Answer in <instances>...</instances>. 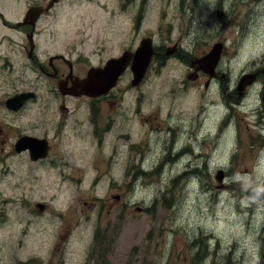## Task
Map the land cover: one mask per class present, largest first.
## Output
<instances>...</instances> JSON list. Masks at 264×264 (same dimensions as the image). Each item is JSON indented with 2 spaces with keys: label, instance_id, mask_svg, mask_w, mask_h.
<instances>
[{
  "label": "rangeland",
  "instance_id": "374dc122",
  "mask_svg": "<svg viewBox=\"0 0 264 264\" xmlns=\"http://www.w3.org/2000/svg\"><path fill=\"white\" fill-rule=\"evenodd\" d=\"M48 19L44 58L71 50L81 73L144 39L159 53L140 86L132 74L120 82L102 144L77 138L73 121L57 140L58 119L32 130L37 123L0 106V264H264V138L250 115L260 93L237 111L239 140L232 127L217 137L221 86L208 88L190 67L222 43L231 86L264 69V0H63ZM176 44L180 54L168 53ZM15 49L9 55L20 56ZM45 83L42 99L56 108ZM200 116L194 130L204 134L187 142L196 156L154 170L170 145L168 122ZM20 134H48L50 158L34 163L15 152Z\"/></svg>",
  "mask_w": 264,
  "mask_h": 264
},
{
  "label": "flooded vegetation",
  "instance_id": "af4514ba",
  "mask_svg": "<svg viewBox=\"0 0 264 264\" xmlns=\"http://www.w3.org/2000/svg\"><path fill=\"white\" fill-rule=\"evenodd\" d=\"M62 1L63 0H0V36L7 31L12 34L0 37V91L4 94H9L4 100L0 99L1 111L5 112L6 115H9L11 118H14V116L22 117L29 124L35 125V123H37L32 130H36L39 125H44L46 118L52 119V121L58 119V122L55 121L57 127L55 130V137L57 140L59 138L62 139V137L67 134L66 130L69 128V122L73 121L76 125H74L72 130L76 137L79 133L80 135L83 133L91 134L102 144L106 135L110 132L106 126V123L108 124L107 116L111 111L117 109V105L109 102V100L114 97L116 91L120 88V82L129 74L133 76V61L128 63L126 70L118 80L117 86L107 95L93 98L82 94V89L78 87V83L87 78L89 71L93 67L101 68L104 67L105 63H101L98 66L90 64L89 69L85 73H81L78 70V63L81 60L74 58L71 50H64V52L57 51L56 54L49 56L47 59L44 58L47 48H43L44 40L42 36L44 30L51 26V24H47L46 21L55 13ZM15 37L19 38L18 43L14 41ZM12 46L17 47V50H15L19 52L20 56L17 55L12 57L9 55L8 50ZM180 49L179 44H176L173 49L168 50V53L172 52V54L179 55ZM137 50L138 49H129L124 51L123 54L125 52L136 53ZM158 53L159 52H157L154 47V55L142 82L146 80L151 65L154 63L155 59L158 58ZM225 58L226 48L222 44L221 57L213 71V75L202 70L201 64L197 62L198 59L201 58H197L193 61L191 60L190 62V67L193 69V78L196 80L206 78V86L208 88L213 84L218 87L221 86L219 94H221L222 101L218 107V123L214 126V132L211 134L221 137L220 135L222 132L232 127L235 139L239 140L241 126L240 123L237 122V115H239L237 111H240L241 108L248 109L249 106L246 103L249 99L248 96L254 92L255 94L260 93L261 100L256 101L250 115L256 118L254 122L258 130V138H264V69H253L245 73L244 75H255V80L253 84L246 85L242 93H240L238 91L239 83L236 87L231 86L229 83L230 70L229 66L226 68L224 67L226 66L224 65L226 63ZM107 61L108 60L105 62ZM29 77H31L30 80ZM45 79H47V83L50 85V93L54 94V98L60 101L56 108L51 109L50 103H45L42 99V92L44 90L46 91ZM23 96L25 98H23ZM17 97H19L15 102V106L17 107L10 108L7 105L8 101ZM46 105L48 106L46 107ZM109 107H111V109H109ZM136 110L139 111L140 109ZM199 118L201 120H198V117H193L188 122H181L173 125L168 122V128L165 133L168 134V137L172 135V138L168 140L170 145L167 146V154L162 159V162L160 164L158 163L154 170L163 171L168 165H178L181 158H185L191 154L196 156L192 146L188 145L187 142L190 141V138H199L203 136V130V134L194 130L195 123L193 120L197 122L196 129L198 123H201V129L204 122L203 116ZM144 120L146 119H143V121ZM191 122L193 130H189ZM86 123H88L87 129L83 128ZM237 126L238 129H236ZM39 131L40 129L37 130V132ZM2 133L3 129H0V135ZM10 136L12 137L13 135L10 134ZM25 136L46 141L42 146L48 147V156L33 161L29 149L23 150L21 153L30 157L31 161L34 163L50 158L53 145L51 144L48 134L38 136L25 134L17 135L13 146L15 152H17L16 148L18 142ZM182 141L186 142L183 146H181ZM3 143H5V141H3ZM73 143L76 149L75 153H80L83 157L84 154H82V152L84 151V145H82L79 139L73 140ZM173 155L176 157L173 158ZM141 170L142 174L146 173L145 169L142 168ZM189 173V170L186 171L184 176H188Z\"/></svg>",
  "mask_w": 264,
  "mask_h": 264
},
{
  "label": "water",
  "instance_id": "95a60500",
  "mask_svg": "<svg viewBox=\"0 0 264 264\" xmlns=\"http://www.w3.org/2000/svg\"><path fill=\"white\" fill-rule=\"evenodd\" d=\"M222 44H216L212 50L203 58L198 59L201 64L202 70L213 75L220 57H221ZM154 55L153 40L151 38L144 39L136 53L125 52L119 58L109 59L104 67H93L86 79L78 83V87L82 89V94L97 98L102 95H107L118 83L120 76L126 70L128 63L132 62L133 71V86H139L144 79L147 69L151 63ZM255 75H244L240 82L238 91L242 93L246 85L253 84ZM22 97V96H20ZM19 97L10 99L7 105L10 108H16L15 102ZM23 98H25L23 96ZM46 141L25 136L17 144V152L21 153L23 150L29 149L31 152V159L37 161L48 156V147H43ZM223 172L220 171L218 179L221 181ZM260 198H264V186L260 191ZM118 198V197H117ZM41 210L44 208L42 204L37 205Z\"/></svg>",
  "mask_w": 264,
  "mask_h": 264
}]
</instances>
